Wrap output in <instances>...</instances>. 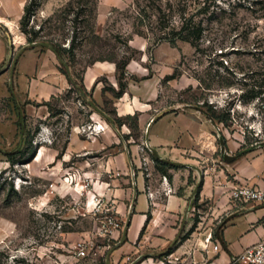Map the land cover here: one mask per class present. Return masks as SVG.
Here are the masks:
<instances>
[{
  "label": "rangeland",
  "instance_id": "374dc122",
  "mask_svg": "<svg viewBox=\"0 0 264 264\" xmlns=\"http://www.w3.org/2000/svg\"><path fill=\"white\" fill-rule=\"evenodd\" d=\"M34 1L25 28L37 31V44L69 47L75 39L73 56L62 59L79 86L71 84L51 98L46 115L24 112L22 141L18 124L11 143L0 142L6 151L23 153L20 162L10 164L0 152V264H107L109 252L110 264H184L172 256L173 247L133 263L123 253L113 261L126 220L110 199L92 189L90 156L101 158L106 150L100 148L107 145L117 154L140 140L137 114L117 118L110 102L127 82L147 79L157 82V109L194 105L207 116L210 111L224 118L209 116L226 136L217 138V153L227 139L232 149L264 145V96L251 97L264 83V0H101L105 10L99 23L100 0ZM183 18L203 27L197 48L174 38ZM19 31L25 34L20 24ZM98 62L115 65V85L100 76L94 94L85 90L81 73ZM89 101L120 124L105 132L91 116L106 118ZM5 109L0 101V112ZM112 218L117 229L106 226ZM221 220L212 221V232Z\"/></svg>",
  "mask_w": 264,
  "mask_h": 264
},
{
  "label": "crops",
  "instance_id": "0c3cea01",
  "mask_svg": "<svg viewBox=\"0 0 264 264\" xmlns=\"http://www.w3.org/2000/svg\"><path fill=\"white\" fill-rule=\"evenodd\" d=\"M27 1L0 0V101L6 103V109L0 112V142L8 145L16 134L20 114L29 111L46 115V103L51 98L71 84L79 86L71 68L68 66L67 72L55 52L47 46L28 45L27 36L20 33V19ZM104 7L100 0L98 23L103 19ZM10 49L13 55L21 50L12 74ZM103 75L115 85L113 63L98 62L84 68L81 81L85 90L97 94L100 90L97 79ZM157 90L153 79L127 82L125 91L110 105L115 117L122 120L137 114V132L142 137L123 145L117 154H110L107 145L100 148L106 150L101 158L90 156L87 172L94 185L92 189L110 199L113 209L127 224L125 240L113 252V261L123 253L133 263L141 255L154 256L173 247L172 256H178L184 264H240L234 258L264 236V203L230 204L223 189L232 183L264 185L261 178L264 145L232 149L227 139L224 145L227 154L240 152L233 161L225 159L221 152L223 143L219 153L216 145L217 138L224 133H220L211 118L191 105L157 109L154 106ZM97 115L93 113L91 119L104 124L105 132L113 131L114 118L106 113L112 121L107 118L103 121ZM123 126L124 133H129V127ZM3 144L0 148L5 152ZM89 145L94 146L93 142ZM148 147L174 162H167L173 167L163 168L165 171L156 169V158ZM196 206L201 215L209 216L207 219L202 216L200 225L192 209ZM218 214L222 220L219 236L217 229L214 231V241L219 244L215 251L211 244L203 247V239L212 229L211 216ZM201 227V232L192 231ZM188 232H192L190 237L182 239ZM139 264L148 263L144 260Z\"/></svg>",
  "mask_w": 264,
  "mask_h": 264
},
{
  "label": "trees",
  "instance_id": "16d2710c",
  "mask_svg": "<svg viewBox=\"0 0 264 264\" xmlns=\"http://www.w3.org/2000/svg\"><path fill=\"white\" fill-rule=\"evenodd\" d=\"M36 5L37 4L34 0H31L30 3H28V1H27L26 5L24 7V13L20 19V25L22 26V31L27 36L28 45H32V44L38 42L37 39H35V37L37 36V31H35L33 29L27 30L25 28L27 26V23H28L29 15L33 11V6H36ZM202 31H203V27L201 26L200 22L199 23H193L191 18H183V20H181V24H180L179 29L175 32L174 38H178V39L187 41L193 47L197 48L198 47V41L202 37ZM174 38H169L168 40L173 41ZM46 41H48V40H46ZM52 46L54 47V49L56 50L57 54L60 57H63V55H65V54H67L69 57H72L73 56V50L75 49V39L72 37V39L70 40L69 47H64V46H61V45L56 44V43H52ZM257 86H258L257 90H252V94H251L252 98H255V97L262 98L264 96L263 95L264 83L258 84ZM122 92H123V87H120L119 91L117 92V95L119 96ZM208 114L213 120H218V121L224 120V118L222 116H216L213 112L208 111ZM114 122L116 124H120L119 120L114 119ZM19 125H20V123H19ZM4 154L6 156L7 161L10 164H15V163L20 162L22 160L21 155L23 153L19 154V152H15V151H5ZM17 155H19L18 158H17ZM154 161H155L156 169H158L160 171H165L163 169L165 167H173V165H171L167 162H164L162 160H159V159H154ZM196 216L197 215H195V220L197 221Z\"/></svg>",
  "mask_w": 264,
  "mask_h": 264
},
{
  "label": "built area",
  "instance_id": "2783aa9c",
  "mask_svg": "<svg viewBox=\"0 0 264 264\" xmlns=\"http://www.w3.org/2000/svg\"><path fill=\"white\" fill-rule=\"evenodd\" d=\"M149 152L150 148H147ZM261 178L264 179V169L261 172ZM223 194H226L228 203H250L259 202L264 203V185L249 184V183H232L229 185H224ZM194 215L198 216L197 225L203 222V217L197 210V207L192 208ZM213 220L222 219L218 214L216 216L212 215ZM106 226H111L114 229L119 227L118 222L115 219H110ZM107 230V229H106ZM215 233L210 230V232L203 239V247H207L211 244L212 249L217 251L219 244L215 242ZM80 245L79 253L85 255L84 247ZM235 263L240 264H264V236L255 244L245 247L239 255L234 258Z\"/></svg>",
  "mask_w": 264,
  "mask_h": 264
},
{
  "label": "water",
  "instance_id": "95a60500",
  "mask_svg": "<svg viewBox=\"0 0 264 264\" xmlns=\"http://www.w3.org/2000/svg\"><path fill=\"white\" fill-rule=\"evenodd\" d=\"M9 43L11 44V39H9ZM34 44H37V43H34ZM39 45H42V46H47L49 47L53 52H55V54L58 56V59L60 60V62H62L67 70V72H69V67H68V64L62 59V57H60L56 50L54 49V47L47 43V42H39L38 43ZM21 50L19 52H17L15 55H13V50L10 49V52H9V56L11 57V74L13 73L14 71V67H15V64H16V61L18 59V56L20 54ZM90 106H92V108H94L97 112H99L100 114H102L105 118H107L108 120L112 121V119L106 115V113H104V111L102 109H100L94 102L90 101L89 102ZM191 107L205 113L207 115V113L200 107L198 106H194V105H191ZM22 114H20V141H22L23 139V136H24V124L22 122ZM0 151H1V148H0ZM150 151L153 155L154 158L156 159H159V160H163V161H166V162H169V163H174V162H170V161H167L166 159L162 158V156L158 153V151L155 149V148H150ZM221 152H222V155L225 159H228L229 161H233L237 156L236 155H231V154H227L226 150H225V146L224 144L221 145ZM126 227H127V224L125 226V229H124V232H123V236L121 238V243L124 242L125 240V232H126ZM216 233L218 234L219 236V227L218 229L216 230ZM178 240V236L175 238L174 241H177ZM109 254L110 252L108 253L107 255V264H110V261H109Z\"/></svg>",
  "mask_w": 264,
  "mask_h": 264
}]
</instances>
